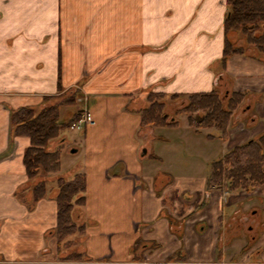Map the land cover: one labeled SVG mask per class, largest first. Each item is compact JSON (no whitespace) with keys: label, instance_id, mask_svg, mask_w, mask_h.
I'll return each instance as SVG.
<instances>
[{"label":"crops","instance_id":"1","mask_svg":"<svg viewBox=\"0 0 264 264\" xmlns=\"http://www.w3.org/2000/svg\"><path fill=\"white\" fill-rule=\"evenodd\" d=\"M226 14V0H0V264H264V182L208 184L212 162L264 136V60L222 62ZM215 88L245 94L225 135L141 123L149 92ZM72 95L70 118L89 110L95 123L64 136L76 158L34 201L45 176H26L30 140L12 135L10 114ZM76 173L84 231L59 248L54 181Z\"/></svg>","mask_w":264,"mask_h":264},{"label":"trees","instance_id":"2","mask_svg":"<svg viewBox=\"0 0 264 264\" xmlns=\"http://www.w3.org/2000/svg\"><path fill=\"white\" fill-rule=\"evenodd\" d=\"M227 14L224 21L225 45L222 62H226L232 54H249L264 60V0H226ZM236 32L245 39L246 45H238L228 34ZM244 93L233 91L229 96L215 88L206 93H194L184 96L185 103L173 115L166 113L169 101L181 97L173 94L167 97L164 93L149 92L146 95L147 106L141 110L143 126L174 125L177 114L185 112L188 123L196 129H219L223 135L227 131L229 120L242 103ZM75 97L70 96L40 110L31 107H22L13 110L10 114L12 135L26 136L30 145L23 156L26 176L29 180L44 178L31 187L33 199L44 198L49 192L46 177L58 174L61 168L60 148H52L50 144L57 139L62 143V133L66 126L78 117H72L68 122L59 120L61 104H71ZM43 174V175H41ZM227 181L231 189L251 190L264 182V136L252 139L238 145L220 159L212 162L208 184L210 187H222ZM55 199L57 202V226L55 232L59 241V248L69 249L74 245L71 236L82 234L84 225L75 217V212L81 209L86 202V178L76 173L71 178L58 176L55 179ZM79 253H71L66 259L80 258Z\"/></svg>","mask_w":264,"mask_h":264},{"label":"rangeland","instance_id":"3","mask_svg":"<svg viewBox=\"0 0 264 264\" xmlns=\"http://www.w3.org/2000/svg\"><path fill=\"white\" fill-rule=\"evenodd\" d=\"M234 38L237 41V43H239V45H243V46L246 45L245 39L243 37H241L239 34ZM238 40H240V41H238ZM249 53H250V49H249ZM75 102L76 101H74V103ZM184 103H185V99L184 100L177 99V102L175 104H172L173 106H171V108L168 109L169 112L171 111L172 114L175 113V111H177V109H179L181 106H183ZM76 107H77V105H74V104H72V105L65 104V106H61L59 119L62 122H68L71 119L70 115L73 113V111H75ZM177 119L180 121L179 125L181 124V125L185 126L186 121H187V114L185 112L179 113V114H177ZM204 130H205V132H209L210 134L217 131V129L214 127L213 128H206ZM62 133L64 136H67V138L69 140H73L74 137L79 136V130L71 129L69 126H66L63 129ZM60 143H61L60 140L57 139L55 142H52L50 144V146H52V148L54 149ZM178 145H179V143H178ZM60 149H61V162H62L63 166L65 167V165H67L68 161L74 160L76 157L74 154L69 153L66 146H62ZM187 153H189V152H187ZM185 158H187V155ZM227 183H228L227 181L223 182L224 185ZM54 187H55V181H54ZM75 217H76V219L80 218V216L78 214V210L75 212Z\"/></svg>","mask_w":264,"mask_h":264},{"label":"built area","instance_id":"4","mask_svg":"<svg viewBox=\"0 0 264 264\" xmlns=\"http://www.w3.org/2000/svg\"><path fill=\"white\" fill-rule=\"evenodd\" d=\"M94 123L95 120L93 118L91 111L84 110L83 112H80L78 117L72 121L70 128L81 130L86 126L93 125Z\"/></svg>","mask_w":264,"mask_h":264},{"label":"bare ground","instance_id":"5","mask_svg":"<svg viewBox=\"0 0 264 264\" xmlns=\"http://www.w3.org/2000/svg\"><path fill=\"white\" fill-rule=\"evenodd\" d=\"M79 115V114H78Z\"/></svg>","mask_w":264,"mask_h":264}]
</instances>
